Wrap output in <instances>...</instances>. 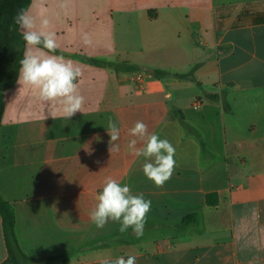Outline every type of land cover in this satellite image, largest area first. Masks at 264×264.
Instances as JSON below:
<instances>
[{"label":"crops","instance_id":"1","mask_svg":"<svg viewBox=\"0 0 264 264\" xmlns=\"http://www.w3.org/2000/svg\"><path fill=\"white\" fill-rule=\"evenodd\" d=\"M26 11L55 33L49 54L80 67L85 103L54 119L18 80L4 94L0 195L24 253L36 264H264V77L249 68L264 59V0H31ZM142 71L152 74L144 89ZM109 118L120 129L112 154ZM137 121L175 147L163 187L127 149ZM108 177L151 200L141 237L92 223Z\"/></svg>","mask_w":264,"mask_h":264},{"label":"clouds","instance_id":"2","mask_svg":"<svg viewBox=\"0 0 264 264\" xmlns=\"http://www.w3.org/2000/svg\"><path fill=\"white\" fill-rule=\"evenodd\" d=\"M15 23L22 30V39L26 51L19 61L18 83L34 89L40 101L49 103V114L56 119L58 114L67 120L77 112H82L85 97L80 93L78 79L82 71L73 61L63 56L51 55L58 48L55 33L46 31L48 21H42L37 30L35 19L25 10L15 17ZM86 45L91 44L87 34L83 36ZM44 50H47L45 52ZM167 94L165 99H170ZM110 154L120 151L116 143L120 138V129L109 118L106 128ZM134 137L127 143V149L136 157H144L142 171L144 176L156 187H163L173 175L176 161L175 147L156 133H150L142 121H137L129 130ZM138 142L140 147H137ZM96 205L90 212V219L97 229H103L109 221L119 223V231L126 233L129 228L137 238L144 233L147 215L151 211V200L145 199L143 193H133L130 185H121L119 181L108 177L102 190L96 196ZM100 264H137V257L119 256L115 259L103 258Z\"/></svg>","mask_w":264,"mask_h":264},{"label":"trees","instance_id":"3","mask_svg":"<svg viewBox=\"0 0 264 264\" xmlns=\"http://www.w3.org/2000/svg\"><path fill=\"white\" fill-rule=\"evenodd\" d=\"M30 3L31 0H0V125L5 110L4 94L16 84L19 77V61L25 53V42L19 25L15 23V17L21 10L26 11ZM206 201L209 206H215L218 204V195L208 194ZM0 215L8 252V259L4 264H36V260L21 249L15 232L16 220L13 209L1 195ZM195 218V214L191 215L185 222L193 221Z\"/></svg>","mask_w":264,"mask_h":264},{"label":"built area","instance_id":"4","mask_svg":"<svg viewBox=\"0 0 264 264\" xmlns=\"http://www.w3.org/2000/svg\"><path fill=\"white\" fill-rule=\"evenodd\" d=\"M151 78H152V74L145 72V71H142L136 75L135 81H136L139 88L144 89L147 86L148 81ZM200 105H201V103L198 100L195 102L194 107L197 109Z\"/></svg>","mask_w":264,"mask_h":264},{"label":"rangeland","instance_id":"5","mask_svg":"<svg viewBox=\"0 0 264 264\" xmlns=\"http://www.w3.org/2000/svg\"><path fill=\"white\" fill-rule=\"evenodd\" d=\"M262 63L264 64V59H262L261 64ZM261 64H250L249 66V68L257 76V78L259 77V80L264 77V67L261 66Z\"/></svg>","mask_w":264,"mask_h":264}]
</instances>
